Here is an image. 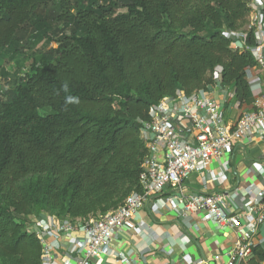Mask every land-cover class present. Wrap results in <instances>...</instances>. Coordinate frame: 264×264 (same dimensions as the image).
<instances>
[{
	"label": "trees",
	"instance_id": "1",
	"mask_svg": "<svg viewBox=\"0 0 264 264\" xmlns=\"http://www.w3.org/2000/svg\"><path fill=\"white\" fill-rule=\"evenodd\" d=\"M50 3L0 0V53L47 50L14 73L0 67V264H41L31 216L95 217L141 192L140 129L164 97L208 90L220 73L254 109L253 32L234 48L251 0H58L41 18ZM68 95L81 103L65 110ZM242 264H264V246Z\"/></svg>",
	"mask_w": 264,
	"mask_h": 264
},
{
	"label": "built area",
	"instance_id": "2",
	"mask_svg": "<svg viewBox=\"0 0 264 264\" xmlns=\"http://www.w3.org/2000/svg\"><path fill=\"white\" fill-rule=\"evenodd\" d=\"M250 8L245 31L234 34V48L246 49L248 32L252 31L256 43L251 51L254 70L264 75V3L251 0ZM7 82L2 81L6 88ZM214 82L208 90L164 97L151 110L150 121L142 123L140 139L147 155L139 175L140 193L132 192L121 206L95 217L61 220L42 214L29 218L27 230L40 244L41 264H91L94 259L108 256L109 244L128 230L130 221L148 203L153 209L175 213L178 219L201 213L220 229L233 232L232 246L216 253L213 264H242L250 258L257 241H264V186H246L248 201L238 207V195L231 187H217L225 184L224 176L217 175L213 180L203 175L208 164L223 160L245 139L264 140V85H250L254 109L243 112L235 103L232 89L221 84L220 73ZM216 91L224 95L222 101L215 98ZM252 171L264 178V166L247 169L248 174ZM193 175L203 179L206 189L189 190Z\"/></svg>",
	"mask_w": 264,
	"mask_h": 264
},
{
	"label": "crops",
	"instance_id": "3",
	"mask_svg": "<svg viewBox=\"0 0 264 264\" xmlns=\"http://www.w3.org/2000/svg\"><path fill=\"white\" fill-rule=\"evenodd\" d=\"M254 1L264 3V0ZM251 73L248 74L250 85L263 86L260 72L253 69ZM253 91L256 93L258 87ZM215 98L222 101L224 95L216 91ZM260 166H264V140L251 137L236 145L223 160L208 164L203 178L216 180L217 175L224 176L225 184L217 187H231V191L238 195L235 202L240 207L249 198L244 193L246 186H264V178L253 171L247 173L248 168L256 170ZM206 187L202 178L192 176L191 192H199ZM127 229L109 244L108 256L94 259L91 264H197L200 260L204 264H213L212 257L229 249L235 240L233 232L220 229L201 213L178 219L167 209H153L151 203L138 212ZM258 245L264 246V241H257Z\"/></svg>",
	"mask_w": 264,
	"mask_h": 264
},
{
	"label": "rangeland",
	"instance_id": "4",
	"mask_svg": "<svg viewBox=\"0 0 264 264\" xmlns=\"http://www.w3.org/2000/svg\"><path fill=\"white\" fill-rule=\"evenodd\" d=\"M58 3V0H54V3H50L47 8L41 9L44 10L43 12H39V16L41 18L46 17L49 15L51 17L50 12H53V9H55L56 5ZM47 25H55L53 22H46ZM68 30H64V35H68ZM53 38H57L56 36H51ZM57 44L52 43L49 48H56ZM47 50L44 49L43 43L42 42H37L36 45L32 48V50H23V54H19L18 56L15 57V59H10L9 54L7 52H2L0 53V67L5 68L8 70L9 73H14V69L16 68H21L25 65L28 66L27 63H29V58L34 55H42L46 53ZM250 75L252 73H249ZM261 76H263L262 73H260ZM7 87H10L7 85Z\"/></svg>",
	"mask_w": 264,
	"mask_h": 264
},
{
	"label": "clouds",
	"instance_id": "5",
	"mask_svg": "<svg viewBox=\"0 0 264 264\" xmlns=\"http://www.w3.org/2000/svg\"><path fill=\"white\" fill-rule=\"evenodd\" d=\"M61 90L65 93H67L69 91V83L67 81H65L62 86H61ZM81 103L80 98L77 96H71L68 95L65 97V110H67V106L68 105H79Z\"/></svg>",
	"mask_w": 264,
	"mask_h": 264
}]
</instances>
